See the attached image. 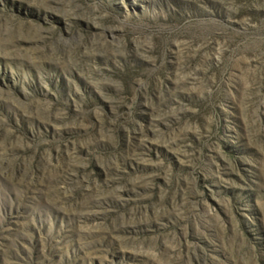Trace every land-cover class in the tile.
Masks as SVG:
<instances>
[{"label": "rangeland", "instance_id": "rangeland-1", "mask_svg": "<svg viewBox=\"0 0 264 264\" xmlns=\"http://www.w3.org/2000/svg\"><path fill=\"white\" fill-rule=\"evenodd\" d=\"M0 264H264V0H0Z\"/></svg>", "mask_w": 264, "mask_h": 264}]
</instances>
